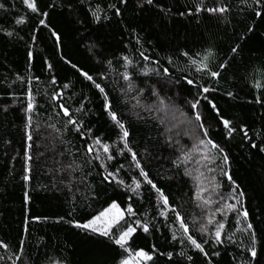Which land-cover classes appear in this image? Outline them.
Instances as JSON below:
<instances>
[{
	"label": "trees",
	"instance_id": "obj_1",
	"mask_svg": "<svg viewBox=\"0 0 264 264\" xmlns=\"http://www.w3.org/2000/svg\"><path fill=\"white\" fill-rule=\"evenodd\" d=\"M0 3L4 5L0 8V241L8 245L7 251L0 248L3 258L0 264H119L128 253L109 239L85 234L63 222L56 223L60 217L84 221L106 208L112 200H116L122 210L128 206L134 209L135 217L125 215L129 222L151 221L155 225H150L149 233L138 227L129 242L133 252L141 248L150 251L153 246L159 252H173L172 261L166 255L154 256L155 264H207L208 260L211 264H249L250 238L240 231L248 222L253 224L259 241L257 259L251 264H264V151L260 150L264 149V106L255 103L258 96L264 99V21L255 17L242 0H205L208 6L220 3L230 6V11L223 16L206 12L196 15L194 8L199 0H157L160 7L171 9L172 14L167 17L159 7L141 9L138 0L118 5L122 17H116L108 9V5L117 0H84L83 3L81 0H38L40 10L50 13L49 28H44L39 25L42 17L31 13L22 0H0ZM53 3L56 6L49 7ZM97 5L102 10L101 15H108L110 19H102L99 23L93 20L90 8L94 10ZM188 11L194 14L180 15ZM18 19L24 22L17 24ZM250 26L254 29L252 32L247 31ZM50 29L61 36L59 45ZM9 31L13 36L6 35ZM137 35L140 44L136 42ZM236 44L241 46L239 56L231 52ZM207 50L215 53L214 69L219 63L227 61L229 64L222 71L218 85L206 75L197 73L195 66L182 55L186 51L200 58ZM29 51L33 53L31 58ZM141 51L149 57L148 61L140 56ZM124 56L132 59L133 66L124 67ZM169 58L172 63L168 62ZM64 60L88 71L105 87L130 131V145L145 170L168 195L170 205L185 217L197 239H207V236L200 237L196 227H192L193 219L206 223V215L214 212V219L225 224L221 237L224 243L205 245L208 258L179 240L172 241L170 227L178 225L172 224V213H168L167 220L159 215L160 202L150 186L143 184L140 195H136L115 183L103 181L105 173L100 164L105 161L85 154L84 139L71 129L66 130L67 118L57 115L60 111L57 105L65 103L75 113L83 104L84 112L76 115L84 119L93 136L98 135L103 143L112 146L114 155L117 148L123 147L119 143V129L107 116L102 95ZM47 63L53 64V72L48 71ZM163 68L168 69L169 76L162 71L155 72ZM149 69L153 71L143 75ZM125 71L142 92L126 91L128 82L121 75ZM53 75L56 85L50 82ZM101 75L106 79L100 80ZM185 79L216 87V92L207 94L209 99L217 103L222 117L238 126L232 138H227L220 118L206 101L201 100L198 110L205 126L210 127L211 138L228 154L227 165L219 154L214 164L203 160L197 164L194 155L193 160L181 163V149L187 151L193 144L187 131L195 129V123L186 121H194L189 101L198 93V89L188 85ZM257 81L261 83L259 89L253 87ZM65 83L69 88L63 90ZM29 87L35 97L33 113L25 111ZM60 90L64 92L63 100H52L53 92ZM229 91L234 97L226 95ZM159 99L165 103L159 104ZM146 107H152V111H146ZM165 108L166 111L174 109V114L178 115L172 122L166 119ZM29 115L32 116L30 130L33 135L30 142L26 139ZM177 127L183 130L180 132ZM240 127L248 130L251 139L243 137ZM253 143L256 148L251 147ZM66 148L75 153L81 171L69 175L62 167L73 159L67 154L61 155ZM28 154L32 156L30 173L26 171ZM130 162V154L125 152L106 163L110 171L123 164L119 178L131 184L132 177L142 178L134 166L129 167ZM208 168L215 171H208ZM186 169L189 172L199 169L204 173L202 186H213V191L210 189L204 196H211L212 204L197 206L202 201L195 199L197 185L191 175L185 174ZM221 170L229 171L235 184L245 192L241 199L249 212L247 221L226 209L228 203H235L232 199L234 185L220 175ZM24 175H29L30 179L25 181ZM212 177L220 184L219 188L210 183ZM209 227L214 237V226ZM181 251L192 255L193 261L179 256ZM217 251L220 255H213ZM16 255L21 256L19 261Z\"/></svg>",
	"mask_w": 264,
	"mask_h": 264
},
{
	"label": "snow or ice",
	"instance_id": "obj_2",
	"mask_svg": "<svg viewBox=\"0 0 264 264\" xmlns=\"http://www.w3.org/2000/svg\"><path fill=\"white\" fill-rule=\"evenodd\" d=\"M83 3L84 0H81ZM242 2L246 5L247 9H250L253 13V15L257 18H260L262 21H264V0H242ZM22 3L26 5L27 9L30 10L31 13L37 14L40 17H42L39 20V25H41L44 28H49V15L50 13L47 11H41L38 6V0H22ZM128 3V0H117V3L109 4L108 9L111 10L116 17H122L121 7L118 5H126ZM55 3L50 5L49 7H55ZM145 6H152V7H159V11L162 12L166 17L170 16L171 9L170 8H164L160 7L157 3V0H138V7L143 9ZM4 5L0 3V8H3ZM90 11L92 13V18L95 22L99 23L102 19L107 20L110 19L108 15H101L102 10L97 5V7L93 10L90 8ZM230 11V6L225 5L223 3L208 6L205 3V0H199V3L195 5L194 13L198 15L201 12H206L210 15H219L223 16L226 13ZM193 11H188L187 13L181 12V16H192ZM24 21L21 19L16 20L17 24H21ZM199 23V21H197ZM254 29L253 27H249L247 29L248 32H252ZM51 31V29H50ZM7 36L11 37L13 36V33L11 31L6 33ZM51 35L55 38L56 44L59 45L61 43V36L56 31H51ZM22 39V37H21ZM35 36L32 37L33 43H35ZM241 39H244V37H241ZM137 44L141 43V39L139 35H137ZM92 47H95L93 45ZM241 46L240 44H236L234 47L231 48V52L235 54L236 56L240 55ZM33 53L29 51L28 56L31 58ZM183 56L187 57L188 60L191 62L193 66H195V70L197 73H202L212 79L217 85L219 84L220 77L222 74V71L226 69L229 64L227 61L219 63L216 65L215 69L212 66L213 61L215 60V53L211 50H207L200 58H194L192 55H190L188 52H183ZM140 56L143 57L145 61L149 60V57L144 54L143 51L140 52ZM61 59H64L61 57ZM124 67L127 69L129 66H133V61L129 56H124ZM169 63H172V60L169 58ZM64 63L70 64L71 68L74 69L81 77H83L84 80L90 82L92 86H94L95 89L98 90V92L103 97V108L107 114V116L110 118L112 123L116 126V128L119 129V143H122V148L116 149V155H124L125 152L130 154L131 162L129 167L134 166L135 169L138 170V176L142 179H138L136 177H132L131 184H125V181L123 179H120V171L124 169V165L120 164L119 168H116L115 170H109V166L107 165V161H112L116 158V155L113 154L111 151L112 146L108 143H103L101 138L97 136H93L92 129L90 127H86L84 123V119L82 117H78L77 113H83L84 112V105L81 104L80 107H78L75 110V113L70 111V108L65 105V103H58L59 112H57V115H61L63 117H66L65 121V128L71 129L75 133H77L82 139L85 141V154L88 156H92L95 160H103L105 163H101L100 167L104 169V173L102 176L103 181L107 182L108 184L115 183L117 186L124 187L125 191H131L132 193L136 195H140V189L142 188L143 184H146L150 186L151 190H154L157 199L160 202V211L159 215L163 216L165 220H167L168 213H172L173 219L172 224L178 225L177 228H171L172 231V241H177L181 244H187L191 246L196 252L202 254L205 258H208L209 253L205 249V245L209 244L211 242L213 245H220L223 244L224 241L221 238L222 237V230L225 228V224L221 223L219 221H216L214 219L215 213L210 212L206 215V223L204 222H198L195 219L192 221V227H196V232L199 233L200 237L207 236V239L198 240L197 236L191 231V227L188 222H186L185 217L182 216L180 211L177 210L176 207H173L170 205L169 197L165 194L164 190L161 187L157 186V183L153 181L152 178H150L149 172L145 170V166L142 164L141 159L138 158V154L136 151L133 150V147L130 145L129 137H130V131L126 127V125L122 122L121 117L117 113V111L114 108L113 101L109 98V94L106 92L105 87L101 85V83L97 82V79L94 78L92 74H89L88 71L78 67L75 63H72L70 60H64ZM156 64H159V61H155ZM108 64L111 65L112 61L109 60ZM47 69L51 73L54 71V66L52 63H47ZM149 71H153L152 69H149L148 71H144L143 75L147 76L149 74ZM163 72L165 76H169L170 73L167 68L163 69H155V72L157 74H160V72ZM123 80L127 81V89L126 91H143L142 89H138L133 81V77L129 74L128 71L123 72L122 74ZM38 79V78H37ZM100 80L106 79L103 75L100 76ZM51 84L56 85L57 79L53 75L51 77ZM185 82L198 89L197 96L192 100L189 101L190 108L194 111V121H187L186 123L192 124L195 123V129L189 128V131L191 132L193 144L191 148L187 151L181 149L182 152V159L181 163H186L194 159L193 154L198 153L200 154V159L196 160V163L199 164L200 160L203 161H210L211 163H216L217 154H219V157L223 160L224 164H228V154L225 152L224 148L217 142H214L213 138L210 136V127L205 126V120L201 112L198 110L201 106V100L206 101L208 106L215 112V114L220 118V122L223 126V129L226 130L227 138L231 139L233 134L237 131V125L234 124V122L230 119H226L220 115V109L217 107V103L214 102V100L209 99L208 93L210 92H216V87H207L200 84H196L193 79H185ZM176 83H179V80L176 81ZM254 88H261V83L257 81L255 84H253ZM69 88V84L65 83L62 85V89L66 90ZM63 90L60 91H54L51 99L54 101H60L64 98V92ZM226 95L230 98L234 97L233 92H227ZM27 106H26V113H33L36 108L35 104V97L33 95L32 89L29 87L27 93ZM158 96V94H157ZM165 102L163 99H159V104L163 105ZM255 103L261 104L264 106V99H261L259 96L255 98ZM137 104L139 105V100H137ZM146 111H152V107H146ZM86 115V113H85ZM28 124L27 128L29 129L26 132V139L27 141L33 140V135L31 132V126H32V116H28ZM49 127H53V125H49ZM243 133V137L246 139H251L249 136V132L246 128L240 127L239 129ZM57 132H59V129H56ZM89 141H91L89 143ZM32 147L31 143L28 144V149L30 150ZM252 148H256L257 145L255 143L251 144ZM102 150V154H101ZM261 151H264V149H260ZM69 155L72 156L73 159L68 162L66 165H63L65 171L68 172L69 175L72 173L81 171V166L76 163L75 161V153L72 152L70 149H65L64 152L61 153V155ZM32 156L28 154L26 156V162H28V167L26 171L28 173L31 172V164ZM91 163V161H89ZM177 167H180V164L176 165ZM205 167H207V164H205ZM197 172H199V169H196ZM208 171L214 172L215 169L208 168ZM186 175H191V172H189L187 169L185 170ZM220 175L227 177V180L231 182L234 185L233 192L235 195L232 196V199L235 200V203H228L225 207L227 210L236 212L239 216H242L244 218V221L248 220L249 212L246 208L242 205V199L245 196V192L240 189V186L238 184H235L233 181L232 175L227 170H221ZM204 176L203 172H199L198 175L194 177V179L198 182L196 187V193H195V199L197 201H202L201 204H198V207H204L207 205H210L213 203V200L211 196L205 197L204 193L208 192L209 189L202 186L201 178ZM25 181L30 179L29 175H24L22 177ZM170 178V177H169ZM210 183L214 185V188H219L220 184L216 182V178L212 177L210 180ZM27 193H25V196L27 197ZM223 197L221 196V199ZM239 206V207H238ZM217 211H220L223 215L224 212L221 209H217ZM135 217L136 212L131 206H128L125 210L121 209V205L116 202V200H112L111 203L108 204L106 208L99 211L97 214L93 215L91 218L85 219L84 221L75 220V219H65L64 217H60L56 223H66L69 224L72 228L78 229L81 232L92 235V236H99L101 238H107L109 239L113 244L119 246L120 249H122L125 253H128L127 258L122 259L119 264H147V262H153L154 256H165L169 261L173 260V252L169 251L167 253L165 252H159L155 246L152 247L150 251H145L143 248L133 252L130 250L129 241H131L134 237V235L137 233V228L139 227L144 233L150 232V225L151 227H155V225L151 224V221H146L144 223H141L140 220H135L132 222H129L126 220L125 215ZM70 215V214H69ZM39 219V218H37ZM123 222V223H121ZM240 221H237L239 223ZM135 225V226H134ZM209 226H214V237L212 234V229ZM115 229V231H114ZM157 231L159 229H156ZM28 231V228L25 227V232ZM241 232L247 233L250 238V246L247 248V251L250 253L251 261H255L257 259L258 251H257V244H258V236L257 231L254 229L253 224L248 222L246 223V226L242 229H240ZM177 232L180 233L179 237L177 236ZM229 241H232V237H228ZM0 248L8 250V245L3 243V241H0ZM20 251H23V241L21 242ZM213 255L219 256L220 253L214 252ZM133 256L135 259H133ZM179 256L185 257L188 262H192L194 257L192 255H188L186 252L181 251L179 253ZM0 259H3L0 257ZM16 261H19L21 259L20 255L15 256ZM251 261H249V264H251ZM207 264H211V261L208 260Z\"/></svg>",
	"mask_w": 264,
	"mask_h": 264
},
{
	"label": "rangeland",
	"instance_id": "obj_3",
	"mask_svg": "<svg viewBox=\"0 0 264 264\" xmlns=\"http://www.w3.org/2000/svg\"><path fill=\"white\" fill-rule=\"evenodd\" d=\"M164 112V115H165V117H166V119L168 118V121L169 122H172L178 115L177 114H174L175 113V110L174 109H172V108H169V110H167L166 111V108H165V110L163 111ZM179 119V121H180V118H178ZM187 122V121H186ZM176 126V125H175ZM177 130H179L180 132L183 130V128H180L179 129V127H177ZM179 131H178V133H179ZM191 135V132L188 130L187 131V136H189L190 137V139H192V137L190 136ZM194 156H196V158H197V160L198 159H200V154H198V153H194L193 154ZM200 161H202V160H200ZM199 174V172H197V171H193V172H191V176L193 177V181H194V184H196L197 185V181L194 179V177L196 176V175H198ZM203 179H204V176L201 178V182L203 181ZM202 185H203V183H202ZM206 185V186H205ZM204 186L206 187V188H208L209 190L210 189H212V191H213V186L210 188L209 186H208V184H204ZM130 242V241H129ZM133 259H135V257L133 256Z\"/></svg>",
	"mask_w": 264,
	"mask_h": 264
}]
</instances>
